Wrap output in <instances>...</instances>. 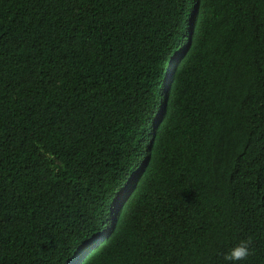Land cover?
Instances as JSON below:
<instances>
[{"label": "trees", "instance_id": "obj_1", "mask_svg": "<svg viewBox=\"0 0 264 264\" xmlns=\"http://www.w3.org/2000/svg\"><path fill=\"white\" fill-rule=\"evenodd\" d=\"M241 240L264 264V0H0V264Z\"/></svg>", "mask_w": 264, "mask_h": 264}, {"label": "clouds", "instance_id": "obj_2", "mask_svg": "<svg viewBox=\"0 0 264 264\" xmlns=\"http://www.w3.org/2000/svg\"><path fill=\"white\" fill-rule=\"evenodd\" d=\"M249 255V241L241 240L226 250V252L224 253V261L225 264H240V262L245 261Z\"/></svg>", "mask_w": 264, "mask_h": 264}]
</instances>
